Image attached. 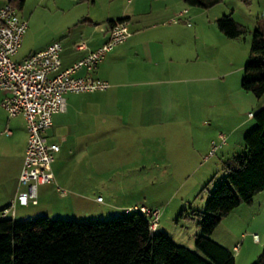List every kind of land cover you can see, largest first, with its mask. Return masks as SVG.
I'll return each mask as SVG.
<instances>
[{
  "label": "crops",
  "instance_id": "obj_1",
  "mask_svg": "<svg viewBox=\"0 0 264 264\" xmlns=\"http://www.w3.org/2000/svg\"><path fill=\"white\" fill-rule=\"evenodd\" d=\"M155 1L125 0L123 4L116 3L107 11L97 14L85 8L83 0H78L70 6L67 23L55 26V34L50 38L34 41L28 53L19 59L46 48L53 41H60L63 69L108 39L110 20L126 18L129 23L130 36L108 51L98 66L89 73L108 81L110 87L97 95L96 99L75 96L86 92H68L65 95V111L53 115L47 137L60 146L52 164L54 179L37 186L38 201L35 204L22 205L16 201L17 193L25 190V186H20L18 181L28 135L25 118L22 114H17L0 120V210L14 204L11 206L13 213L9 212L4 216L0 213V217L13 220L38 216L76 221L99 219L103 215L104 206L103 200H97L105 183L104 155L115 151V139L135 137L139 142L144 139L145 143L148 141L150 144L152 139L160 137L165 139L161 141V146L166 147L169 145L168 132H164L166 135L154 132V123L171 120L178 123L189 122L191 125L198 118L192 113L185 117L184 112H181L186 98L191 100L193 108L200 101L201 70L198 57L187 62L183 58V23L190 24L189 10L180 7V0H165L161 6L156 5ZM182 9H186V12L179 16L177 22L165 20ZM81 39H85L86 49L75 48V43ZM77 74L85 75L86 72L81 69ZM247 92H238L240 115L246 117L239 118L229 129V134H222L225 142L220 148L228 144L227 141L232 138L236 128H242L238 132L240 141L238 139L236 144L244 146L243 136L253 127L246 125L253 120L248 113H254L256 108L264 105V96L257 98L253 93ZM2 98L0 90V103ZM205 102L209 106L210 100L205 99ZM112 117L114 125L119 121H129L143 125L145 130L133 132L110 129L109 126L112 125L108 124V120ZM201 119L206 122V119ZM188 134L179 127L171 135L179 138L180 146L184 144L185 148L190 145L189 152L193 153L195 147L192 140L195 135ZM187 137L190 142L184 141ZM106 138L113 139L112 147L108 146ZM218 142L219 137L216 143ZM164 162L168 163L165 159ZM185 245L194 249L192 242Z\"/></svg>",
  "mask_w": 264,
  "mask_h": 264
},
{
  "label": "rangeland",
  "instance_id": "obj_2",
  "mask_svg": "<svg viewBox=\"0 0 264 264\" xmlns=\"http://www.w3.org/2000/svg\"><path fill=\"white\" fill-rule=\"evenodd\" d=\"M77 1L24 0L23 6L19 8L16 0H0V6L12 4L19 15L27 20L25 35L23 34L21 45L13 58L19 60L25 56L34 41L46 40L53 36L55 26L58 24L64 26L67 23L70 6ZM202 1L206 7L189 5L180 0L182 3L180 7L189 10L190 22L189 25L183 23L185 27L182 31L185 52L183 58L187 62L198 57L201 70L200 101L193 108L191 100L186 98L182 103L181 112H184L185 117L192 113L199 119L197 118L191 125L189 122L178 123L171 120L166 123H154L152 128L154 132L162 135L168 132L169 145L166 147L161 146V141L165 139L160 137L152 139L150 144L148 141L145 143L144 139H140L139 142L135 137L115 139V151L104 155L105 183L99 192L104 205L103 215L96 219L101 221L125 217L130 214L125 211L128 207L134 209L142 205L159 207L161 213L158 231L165 232L179 244L192 242L193 248L195 235L200 233L198 217L185 211H203L209 192L213 190L215 183L225 178L226 167L232 156L245 152L244 146L236 144L238 139L240 141L241 136L238 132L242 128H236L226 146L220 148L221 144L212 151L211 142L216 143L220 134H229V129L237 120L246 117L240 115L238 92L243 91L240 80L243 67L249 58L250 40L249 33L237 38L225 36L217 28L215 20L222 14L231 13L232 18L248 30L259 28L264 31V0ZM124 2L125 0H83V5L89 11L100 14L114 4L120 5ZM164 3L165 0L155 1V4L160 6ZM174 16L172 13V17ZM171 18L167 17L165 20ZM103 91L106 90L75 96L96 99ZM205 99L210 100L209 106ZM0 108L2 109L0 120L5 119L8 114L1 104ZM201 118L206 119V122L204 123ZM108 122L112 125L109 128L114 130L139 132L145 130L143 125L129 121H119L114 125L113 117ZM246 125L253 126L254 120ZM179 127L187 131L188 136L194 133L193 153L189 152L190 145H186L185 148L184 144L180 146L179 138L171 135ZM187 140L190 142L189 137L184 138L185 142ZM105 141H108L109 147L113 146V139L106 138ZM164 159L168 163L164 162ZM211 238L231 250L234 264L256 262L258 256L264 252V190L256 193L250 204L242 202L223 216ZM234 246H238L237 250L233 249Z\"/></svg>",
  "mask_w": 264,
  "mask_h": 264
},
{
  "label": "trees",
  "instance_id": "obj_3",
  "mask_svg": "<svg viewBox=\"0 0 264 264\" xmlns=\"http://www.w3.org/2000/svg\"><path fill=\"white\" fill-rule=\"evenodd\" d=\"M184 1L206 7L202 0ZM23 3L16 0L19 8ZM121 20L126 18L110 20L109 25ZM215 23L229 38L249 33V58L240 86L261 98L264 31L248 30L231 13L217 17ZM252 118L254 125L243 136L245 152L232 156L225 178L209 192L204 210L185 211L198 217L200 233L195 235L194 249L174 242L165 232L150 233L147 220L138 211L94 222L48 216L32 220L0 217V264H234L231 250L211 234L223 216L242 202L250 204L253 196L264 190V105ZM253 264H264V252Z\"/></svg>",
  "mask_w": 264,
  "mask_h": 264
},
{
  "label": "built area",
  "instance_id": "obj_4",
  "mask_svg": "<svg viewBox=\"0 0 264 264\" xmlns=\"http://www.w3.org/2000/svg\"><path fill=\"white\" fill-rule=\"evenodd\" d=\"M185 12L186 9H182L170 21L177 22L179 16ZM26 28L27 20L19 15L15 6L10 3L0 6V90L3 93L0 104L9 117L22 114L28 132L18 179L20 186H25V190L16 195V201L22 205L37 203V186L50 183L54 179L52 164L60 146L49 141L47 131L52 125L53 115L65 111L66 93L108 89V81L89 73L97 67L108 51L131 34L127 20L116 21L109 26V36L104 43L62 69L60 41H53L46 48L21 60L13 58L21 45ZM74 46L79 50L87 48L85 39L79 40ZM81 69L86 72L85 75L77 74ZM248 115L252 117L253 113L249 112ZM224 142L225 136L221 134L219 142H213L212 151ZM97 200L102 201L101 196ZM13 205L11 203L3 208L1 215L13 213ZM135 209L128 207L125 211L130 213ZM137 211L147 220L150 233L158 231L161 213L159 207L142 205ZM237 248L238 246L233 247L235 250Z\"/></svg>",
  "mask_w": 264,
  "mask_h": 264
}]
</instances>
